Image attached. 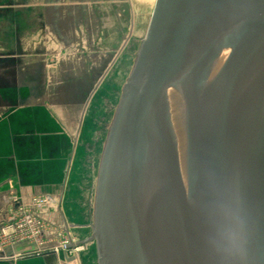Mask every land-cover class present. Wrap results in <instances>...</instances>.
Returning <instances> with one entry per match:
<instances>
[{"label":"water","instance_id":"water-1","mask_svg":"<svg viewBox=\"0 0 264 264\" xmlns=\"http://www.w3.org/2000/svg\"><path fill=\"white\" fill-rule=\"evenodd\" d=\"M90 226L97 264H264V0H155Z\"/></svg>","mask_w":264,"mask_h":264},{"label":"crops","instance_id":"crops-1","mask_svg":"<svg viewBox=\"0 0 264 264\" xmlns=\"http://www.w3.org/2000/svg\"><path fill=\"white\" fill-rule=\"evenodd\" d=\"M128 2L131 7L127 0H0V228L10 194L26 202L48 195L58 202L57 212L46 215L49 221L78 235V159L93 134V96L119 59L128 22L141 15V3ZM86 200L90 216L93 202ZM33 249L18 245L3 253ZM0 264L78 259L50 255Z\"/></svg>","mask_w":264,"mask_h":264},{"label":"rangeland","instance_id":"rangeland-1","mask_svg":"<svg viewBox=\"0 0 264 264\" xmlns=\"http://www.w3.org/2000/svg\"><path fill=\"white\" fill-rule=\"evenodd\" d=\"M138 1L141 5L137 6V10L141 15L138 16L136 14L135 19L137 20H135V24H131V20L128 22V38L126 39L119 59L104 78L95 96H93V100L95 101L91 113L93 115V134L89 139H85L87 142L84 143L82 155L78 159V171L75 184L77 186V200L74 204L77 205L74 209L79 211L80 220L73 223V225H75L78 234L74 236H76L79 243L87 240L91 235L92 211L89 216L90 209L86 210L85 206L87 205V198L88 200L91 199L88 201V205L93 202L97 166L105 140L104 132H106L105 130H107L111 122L121 94V89L130 73L139 44L145 37L148 22L150 21L154 8L153 1L151 0ZM127 3L128 6V0ZM129 7L131 6L129 5ZM81 246L84 250L78 256V264H97L94 245L89 243Z\"/></svg>","mask_w":264,"mask_h":264},{"label":"built area","instance_id":"built-area-1","mask_svg":"<svg viewBox=\"0 0 264 264\" xmlns=\"http://www.w3.org/2000/svg\"><path fill=\"white\" fill-rule=\"evenodd\" d=\"M57 200L34 195L29 201L12 193L7 199L6 221L0 228V260L54 255L66 261L78 259L84 250L66 226L51 222L47 214L57 212ZM18 245H33L23 254L6 256L3 250Z\"/></svg>","mask_w":264,"mask_h":264}]
</instances>
